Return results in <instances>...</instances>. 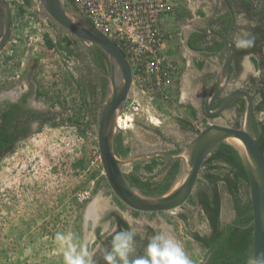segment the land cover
Segmentation results:
<instances>
[{"label": "rangeland", "instance_id": "1", "mask_svg": "<svg viewBox=\"0 0 264 264\" xmlns=\"http://www.w3.org/2000/svg\"><path fill=\"white\" fill-rule=\"evenodd\" d=\"M6 1L11 8L13 30L0 52V90H15V80H29L32 75L41 96H63V106L70 111V117L69 123L58 120L41 125L18 141L14 150L0 157V264H67L70 248L78 254L84 245L94 254V260L99 236L105 237L113 229L114 211L128 221L133 233L169 235L192 264L199 262L203 250L197 248L187 232L208 230L202 212L192 200L205 184V167L201 166L192 192L181 207L141 212L123 204L102 172L97 124L84 129L71 123L84 120V111L68 76L64 59L67 57L47 46L39 0ZM63 1L74 10L78 6L90 14L116 40L131 64L132 86L119 117L128 115L132 120L127 128L116 126V133H122L129 149L128 155L170 147L158 132L186 144L194 134L179 126V117L190 120L198 131L211 123L239 122L240 116L236 120L230 110L217 117L202 115L195 100L199 89L194 80L202 72L203 61L182 48V34L195 11L190 0H132L131 4L128 0H104L101 8L96 7L98 0H73L77 5L71 0ZM248 33L244 25L235 38ZM192 62L199 63L197 69ZM243 66V81L260 73L255 57L246 56ZM207 68L208 64L204 70ZM255 117L264 124L263 110L255 112ZM153 118L158 123L154 124ZM163 161H139L136 169L140 174L152 175ZM122 167L126 173L135 170L133 163ZM221 203V219L228 221L232 210L226 190L221 193ZM91 204L95 215L91 227H87L84 214ZM98 227L100 233L96 234ZM58 234L65 241L57 239Z\"/></svg>", "mask_w": 264, "mask_h": 264}, {"label": "flooded vegetation", "instance_id": "2", "mask_svg": "<svg viewBox=\"0 0 264 264\" xmlns=\"http://www.w3.org/2000/svg\"><path fill=\"white\" fill-rule=\"evenodd\" d=\"M103 1L104 0H98L97 7L101 8ZM190 2L195 7V11L193 13L192 22L185 28L182 34V48L187 54H191L193 57L197 58L200 57V61H203L201 67L202 72L199 77L194 80L196 87L199 89V98L197 97L195 100L199 104L201 114L208 116L204 110V101L213 92L217 81V73L229 52L228 47H225L224 42L217 35L224 36L228 32L229 35L227 36V40L235 45V52L229 67L227 84L221 94L213 101L211 109H215L227 94L237 88L251 94L255 107L259 101L255 100L256 97H259L256 92L262 87L264 82V63L261 62L264 60V0H190ZM64 3L69 9L76 12L71 4ZM127 3L131 4L132 0H128ZM38 6L42 8L41 4ZM22 7L27 9L25 6ZM131 7L132 6H130V8ZM42 10L44 12L42 14L44 16V18H42V24L44 25V31L46 33V40L50 39L53 43V45L50 46L52 50H59L67 57H64V59L69 69L68 76L72 79L75 90H77L78 99L84 111V120L81 122L73 120L71 123L73 126L84 129L89 126H94L99 120L102 101L107 86V76L111 71L109 58L97 45L86 40H78L68 29L62 27L49 17L43 8ZM31 12L34 13L33 11ZM212 13L214 15L210 21ZM240 20L242 22H240ZM244 25L249 29L250 33L241 38L254 39V45L252 47L239 48L236 46L237 40L235 34L239 28L244 27ZM100 30L103 31L102 29ZM106 34L110 37L108 33ZM114 41L116 42V40ZM246 56L255 57L257 61H260L262 64L259 66V75L247 76L248 78L243 81L241 72L244 67L243 59ZM192 63L197 69L199 63ZM206 64L209 65V68L204 70ZM13 83L16 87L15 90H0V129L3 136L11 138L9 140L4 139V142H9L10 151L14 150L18 141L28 137L41 125L46 123L52 124L58 120L68 122L70 117V111L63 106V96H59L57 99L53 96L51 98L52 93L41 96L38 93L32 75L29 80L20 79L19 77ZM55 99L56 102L54 101ZM243 103L244 99L238 97L232 101L226 110H230L237 120V117L240 116L239 112ZM178 122L181 128L193 134L189 126L181 123L179 119ZM225 124L235 126L233 122ZM259 129H261L260 124ZM158 136L163 142H169L171 146L155 147L150 151L151 153L157 151L168 153L179 152L185 145L183 144L184 142L177 141L161 132H158ZM160 158L165 159L163 163L158 166V170H156L154 174L146 175L141 173V175L143 179L149 178L152 182L151 186L153 187H156L157 185L155 183L163 178L162 186L168 184L169 188L178 169V161L166 157ZM158 175H161L160 178H157ZM170 175H173V177L170 178ZM231 210V219L228 221H223L221 219V226L233 219L234 210L232 207ZM111 216L114 220L113 229L107 233L105 237L99 236V251L98 255H96L93 260L94 264L106 261L104 256L111 251L109 249L111 242L108 243L106 239L109 236L121 233V231L118 230L119 227L116 216H120L123 219L125 218L115 211ZM205 222L208 226L206 232L195 229L187 232V236L196 244L197 248L203 250L202 258L196 264L204 263L209 257L206 250L200 247L199 243L192 237L194 231H197L200 236H205L209 233L210 227L206 218ZM128 226V231L132 232L129 223ZM185 226L186 225H184V227ZM100 229L101 227L96 229V234L100 233ZM184 230L186 231L187 229L184 228ZM152 233V236H150V232L144 235L134 233L133 243L135 252L132 254L133 256H143L145 254L149 241L153 236L157 235L154 232ZM186 257L188 258L187 255ZM190 264L192 263L190 262Z\"/></svg>", "mask_w": 264, "mask_h": 264}, {"label": "water", "instance_id": "3", "mask_svg": "<svg viewBox=\"0 0 264 264\" xmlns=\"http://www.w3.org/2000/svg\"><path fill=\"white\" fill-rule=\"evenodd\" d=\"M44 11L78 40L97 45L109 58L111 71L97 123V143L102 172L117 198L128 207L141 212L170 211L181 207L189 198L205 158L219 143L231 145L237 152L248 180V193L252 210V236L245 264H264V151L255 132V108L251 94L235 89L221 103L211 109L213 101L221 94L228 80V72L235 52V45L224 36L217 35L229 52L217 73L213 92L204 101V110L210 117L225 111L238 97L244 99L237 127L211 123L199 130L177 153L152 152L120 157L114 148L117 118L123 111L132 86L133 74L126 55L106 33L81 14L72 11L63 0H39ZM215 12V11H214ZM213 12V13H214ZM211 14L210 21L214 14ZM11 9L6 0H0V52L8 44L12 34ZM166 157L178 161V169L169 188L159 195H146L133 186L123 165L135 161ZM85 210L86 225L90 227L94 214Z\"/></svg>", "mask_w": 264, "mask_h": 264}, {"label": "trees", "instance_id": "4", "mask_svg": "<svg viewBox=\"0 0 264 264\" xmlns=\"http://www.w3.org/2000/svg\"><path fill=\"white\" fill-rule=\"evenodd\" d=\"M75 11L80 13L78 8H75ZM47 44L48 46L53 45L50 39H47ZM261 62L264 63V60ZM261 62L257 61L258 66L262 64ZM256 93H258L259 101L254 107L255 112L259 110L264 111V82ZM242 108L243 106L240 108L239 115ZM178 119L181 123L189 126L193 134L198 132L187 118L179 117ZM259 124L261 125V129H259ZM238 125L239 122L237 121L235 127ZM255 132L259 144L264 151V124L257 119L255 120ZM4 139L9 140L11 138L3 136L0 129V157L10 152L9 142H4ZM114 148L118 156L125 157L128 155L129 149L124 144V138L120 131L115 133ZM158 158L160 157H154L151 159V162H154ZM138 163H133L135 170L126 173L130 183L146 195L164 193L168 188V184L162 186L163 178L155 183L156 187L151 186L152 182L149 178L143 179V176L137 171ZM202 166L205 167V184L201 190L194 194L192 199L193 203L202 212L204 218L207 219L210 227L209 233L205 236H200L197 231L192 233L193 239L209 254L208 259L202 264H245L252 236V210L248 193L247 175L240 157L231 145L221 142L212 149L203 161ZM149 169L151 170L152 167L149 166ZM171 177L173 175H170ZM224 190H226L230 197L234 217L231 221L221 226V193ZM180 218L184 219L182 215ZM116 221L119 231L127 232L129 230L125 219L116 216ZM114 236H109L106 239L108 243L111 242L109 245L110 250H112ZM97 264H107V262L103 261Z\"/></svg>", "mask_w": 264, "mask_h": 264}, {"label": "clouds", "instance_id": "5", "mask_svg": "<svg viewBox=\"0 0 264 264\" xmlns=\"http://www.w3.org/2000/svg\"><path fill=\"white\" fill-rule=\"evenodd\" d=\"M253 45L252 38H240L236 42L239 48ZM57 239L65 241L66 238L58 234ZM133 241L134 233L130 231L117 233L113 238L112 250L104 256L107 264H190L183 249L169 235L160 233L153 236L143 256L132 255L135 252ZM92 255L94 254L87 251V245L82 246L78 254L74 248H70L66 254L67 264H94Z\"/></svg>", "mask_w": 264, "mask_h": 264}, {"label": "bare ground", "instance_id": "6", "mask_svg": "<svg viewBox=\"0 0 264 264\" xmlns=\"http://www.w3.org/2000/svg\"><path fill=\"white\" fill-rule=\"evenodd\" d=\"M126 115V114H125ZM122 117V116H121ZM121 117H118L117 118V125L118 126H122L123 128H127V123H128V121H131L132 120V118H131V116H124V119L123 118H121ZM152 120V122L154 123V124H156V123H158V120H156V119H151ZM121 124H123V125H121ZM127 206V205H126ZM128 207V206H127ZM130 208V207H129ZM132 209V208H131ZM93 209H89L88 210V212L90 213V214H93L94 212L92 211ZM174 210V209H173ZM171 211V210H170Z\"/></svg>", "mask_w": 264, "mask_h": 264}, {"label": "built area", "instance_id": "7", "mask_svg": "<svg viewBox=\"0 0 264 264\" xmlns=\"http://www.w3.org/2000/svg\"><path fill=\"white\" fill-rule=\"evenodd\" d=\"M72 1V3H74V5H77V3L75 2V1H73V0H71ZM88 3V5H90L91 3L90 2H87ZM96 5V4H95ZM77 8H78V6H76ZM87 7H89V9L91 8L90 6H87ZM96 7H97V5H96ZM79 9V11H81L82 13H79V14H81L82 16H84V17H86L90 22H92L97 28H99V29H102L99 25H98V23H97V21H95L94 19H92L91 17H90V14H88V13H86V11L85 10H83V9H80V8H78ZM87 10V9H86ZM103 30V29H102ZM104 31V30H103ZM105 32V31H104ZM112 39V38H111ZM117 45H118V43H117ZM119 46V45H118ZM122 50V49H121ZM125 54V53H124ZM127 57V56H126ZM131 65V64H130Z\"/></svg>", "mask_w": 264, "mask_h": 264}]
</instances>
